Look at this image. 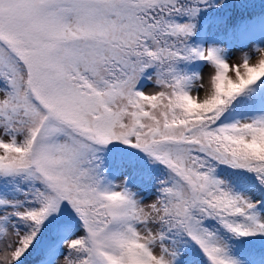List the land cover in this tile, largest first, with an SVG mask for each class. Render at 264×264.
Masks as SVG:
<instances>
[{
    "label": "snow or ice",
    "instance_id": "obj_1",
    "mask_svg": "<svg viewBox=\"0 0 264 264\" xmlns=\"http://www.w3.org/2000/svg\"><path fill=\"white\" fill-rule=\"evenodd\" d=\"M0 264H264V0H0Z\"/></svg>",
    "mask_w": 264,
    "mask_h": 264
},
{
    "label": "rangeland",
    "instance_id": "obj_2",
    "mask_svg": "<svg viewBox=\"0 0 264 264\" xmlns=\"http://www.w3.org/2000/svg\"><path fill=\"white\" fill-rule=\"evenodd\" d=\"M232 62H235V58L233 59V61ZM210 70L209 69H205L204 70V77H205V81H207V76H208V72H209Z\"/></svg>",
    "mask_w": 264,
    "mask_h": 264
}]
</instances>
